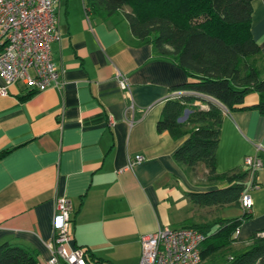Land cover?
Masks as SVG:
<instances>
[{"label":"crops","instance_id":"crops-1","mask_svg":"<svg viewBox=\"0 0 264 264\" xmlns=\"http://www.w3.org/2000/svg\"><path fill=\"white\" fill-rule=\"evenodd\" d=\"M252 6V33L264 56V0ZM55 7L60 38L51 51L60 83L25 97L31 90L25 82L6 83L0 74L8 89L0 94V154L8 150L0 155V244L31 246L45 263L56 200L64 195L72 203L73 246L113 264H139L142 234L181 226L189 218L179 215L189 205L186 193L215 187L175 159L188 134L174 137L157 128L166 99L183 92L176 85L189 75L171 57L156 55L152 43L135 42L123 13L102 19L88 13L85 0H57ZM258 100L251 91L244 101L250 106L225 109L217 148L219 172L244 166L248 155L262 160L258 185L250 189L252 217L239 228L233 249L264 232ZM138 153L144 159L128 167Z\"/></svg>","mask_w":264,"mask_h":264},{"label":"trees","instance_id":"trees-1","mask_svg":"<svg viewBox=\"0 0 264 264\" xmlns=\"http://www.w3.org/2000/svg\"><path fill=\"white\" fill-rule=\"evenodd\" d=\"M85 6L102 19L123 13L135 42L152 43L156 55L171 57L188 73L189 80L176 85L183 92L166 99L157 128L174 137L188 134L175 150V159L193 176L202 167L201 181L215 185L189 190L186 194L194 204L242 206L241 196L251 182L256 183V173L247 164L219 172L216 161L226 108L250 106L244 103L245 96L257 91L254 106L264 114V56L252 33V0H85ZM36 91L31 88L25 97ZM203 103L208 107L203 108ZM251 217V210L244 209L236 216L205 222L191 219L181 226L205 232L200 264H264L260 232H254L246 248H232L237 229ZM85 250L89 264H113ZM0 264L46 263L35 248L6 241L0 244Z\"/></svg>","mask_w":264,"mask_h":264},{"label":"built area","instance_id":"built-area-1","mask_svg":"<svg viewBox=\"0 0 264 264\" xmlns=\"http://www.w3.org/2000/svg\"><path fill=\"white\" fill-rule=\"evenodd\" d=\"M56 1L0 0V74L6 83L23 81L36 90L60 83V70L51 51L52 42L60 38ZM121 85H128L125 78L121 79ZM7 91V85L0 84V94ZM143 159L141 153L130 156L128 167ZM244 162L251 167L253 174L262 165L259 157L251 155L246 156ZM257 185V181L255 184L251 182L249 189L243 192L241 204L244 209L253 206L250 189ZM71 210V200L67 196H59L46 264H89L85 247L71 244ZM205 238V232L194 226L159 227L142 234L139 264H200L201 245Z\"/></svg>","mask_w":264,"mask_h":264},{"label":"rangeland","instance_id":"rangeland-1","mask_svg":"<svg viewBox=\"0 0 264 264\" xmlns=\"http://www.w3.org/2000/svg\"><path fill=\"white\" fill-rule=\"evenodd\" d=\"M202 167L198 169L199 175L198 180H204L202 176ZM206 182V181H204ZM203 182V183H204ZM189 200V205L186 207H183L180 212V216L182 215L185 218H189L186 221H190L191 219L198 222H205V221H211L214 220L218 216H232L237 215L243 212L244 208L242 206L236 205V204H228V205H214V206H200L194 204L188 196H186ZM185 223V222H184ZM180 225H183L181 223ZM92 264H97L95 261H92ZM127 264H134L133 260H129Z\"/></svg>","mask_w":264,"mask_h":264},{"label":"water","instance_id":"water-1","mask_svg":"<svg viewBox=\"0 0 264 264\" xmlns=\"http://www.w3.org/2000/svg\"><path fill=\"white\" fill-rule=\"evenodd\" d=\"M187 112H188V110H187Z\"/></svg>","mask_w":264,"mask_h":264}]
</instances>
